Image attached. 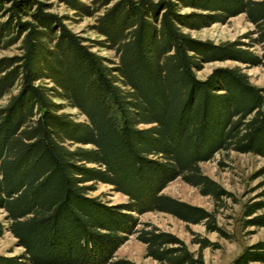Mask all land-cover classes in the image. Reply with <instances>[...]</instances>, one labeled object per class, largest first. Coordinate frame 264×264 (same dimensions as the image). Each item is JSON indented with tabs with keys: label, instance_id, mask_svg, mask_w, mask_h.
<instances>
[{
	"label": "trees",
	"instance_id": "trees-1",
	"mask_svg": "<svg viewBox=\"0 0 264 264\" xmlns=\"http://www.w3.org/2000/svg\"><path fill=\"white\" fill-rule=\"evenodd\" d=\"M54 1L74 16L93 18L89 29L101 39L90 47L113 51L116 63L106 65L83 45L88 39L68 29L67 16L48 12L50 4L0 0V50L16 45L17 51L0 58V210L6 222L0 236L9 232L23 249L18 257L0 256V264H134L111 260L133 234L158 264H203L199 250L211 246L205 238L193 254L153 226L136 230L130 213H165L220 233L212 213L161 191L178 178L219 202L228 194L199 163L219 151L264 158V88L236 67L215 69L202 81L193 73L210 56L260 65L264 51L259 58L229 44L214 48L188 39L168 0ZM204 1L220 3L223 13L209 24L242 13L254 26L252 46L264 44V0ZM55 101L85 122L56 114L62 106ZM66 141L89 148L71 150ZM96 182L127 201L108 207L87 197ZM262 205L243 207L244 228L264 224V217L253 216ZM250 262H264V242L244 248L232 264Z\"/></svg>",
	"mask_w": 264,
	"mask_h": 264
},
{
	"label": "rangeland",
	"instance_id": "rangeland-1",
	"mask_svg": "<svg viewBox=\"0 0 264 264\" xmlns=\"http://www.w3.org/2000/svg\"><path fill=\"white\" fill-rule=\"evenodd\" d=\"M38 1L51 5L48 12L58 16H67L69 20H65L64 24L68 29L79 38L88 39L82 41L83 45L90 47L92 46L90 41L101 39L89 29L93 24V18L74 16L73 11L63 5H58L54 0ZM149 1L157 3L161 0ZM168 1L174 2L176 14L182 16L183 23H178L177 27L179 32L188 39L214 48L229 44L234 49L233 51H245L261 58L264 44L252 46L251 39H255L256 36L254 26L246 20L242 13L209 24L211 16L219 12L222 13L218 10L220 3L215 2L209 5L204 0L187 3L175 0ZM80 2L84 5H90V0H80ZM196 3L202 5H195ZM207 4L213 9L205 7ZM195 21L198 22L197 25H194ZM90 50L101 56L106 65L111 64L110 66H113L116 63L113 51L105 47H90ZM16 53V45H13L0 50V58L9 57ZM209 58L206 60L207 62H204L205 60L199 61L198 67L193 69L197 80H204L215 69L236 67L248 77L251 85L264 88V61L261 60L260 65L251 66L247 63L238 62L230 56L223 58L210 56ZM47 86H51V84H47ZM55 103L62 106V109L56 114L65 115L69 121L74 123L85 122V117L77 110L67 107L62 101H55ZM2 104L3 101L0 105ZM146 127L138 126L140 129ZM64 144L71 150L76 147L89 148V146L72 145L68 141ZM198 167L203 175L214 181L228 196L222 197L219 202H215L208 196L200 195L196 188L185 184L178 178L169 182L161 194L212 213L215 227L220 233L207 232L202 224H186L165 213L146 212L141 215L130 213V216L136 220V230L141 229L143 224L153 226L174 236L193 254L198 252L196 241L199 238H205L211 246L199 250L203 264H232L244 248L264 242V224L244 228L243 222L247 218L242 215V209L245 205L252 202L264 203V174H260V169L264 167V158L233 151H219L210 160L199 163ZM92 185L93 191L88 192L87 197L94 198L105 206H118L127 201L124 195L114 192L109 185L100 182ZM262 206L255 211L253 216L264 217V205ZM4 215L5 213L0 210V222L6 225ZM22 251L23 249L18 245L16 239L9 232H3L0 236V256L5 258L18 257ZM116 259H123L134 264H158L156 261L145 257L144 245L135 239L134 234L127 235L125 241L114 251L111 260ZM248 264H264V262H250Z\"/></svg>",
	"mask_w": 264,
	"mask_h": 264
}]
</instances>
